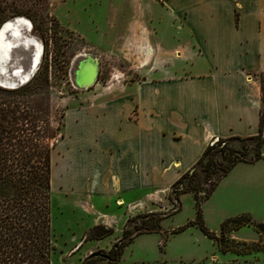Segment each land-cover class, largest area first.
<instances>
[{
    "label": "crops",
    "instance_id": "0c3cea01",
    "mask_svg": "<svg viewBox=\"0 0 264 264\" xmlns=\"http://www.w3.org/2000/svg\"><path fill=\"white\" fill-rule=\"evenodd\" d=\"M153 1L183 32L158 38L172 62L159 76L69 108L64 140L52 152L51 185L89 218L85 236L96 225L112 227V217L125 223L144 199L190 170L212 140L259 132L264 0Z\"/></svg>",
    "mask_w": 264,
    "mask_h": 264
},
{
    "label": "rangeland",
    "instance_id": "374dc122",
    "mask_svg": "<svg viewBox=\"0 0 264 264\" xmlns=\"http://www.w3.org/2000/svg\"><path fill=\"white\" fill-rule=\"evenodd\" d=\"M155 2L0 0V26L12 17L24 15L32 22L30 33L43 43V53L36 71L41 72L39 80L27 86L35 88L24 95L4 91V86L0 85V103L4 100L13 102L21 112L25 110L22 115L31 124L30 131L34 130L30 134L39 142L48 144L50 173L53 149L64 140L67 131L65 114L69 108L88 105L106 94H113L123 83L149 74L159 76L165 66L172 62L167 50L157 45L158 38H179L183 32L172 22L167 23L170 18L166 10ZM149 8L155 13L153 17ZM82 52L93 53L100 63L98 81L90 89L84 90L76 88L70 75L74 57ZM259 86V106L264 112L263 80H260ZM19 87L26 86L23 84ZM242 177L246 179L241 182ZM238 182H241V187L235 188ZM220 184L200 206L202 219L209 230L220 234L221 225L227 218L240 215L249 216L254 223L264 222V161L238 163ZM163 186H155L153 190ZM171 188L172 185L156 191L157 198L153 200L142 198L144 200L139 204V209L129 216L154 212L164 218L160 222V232L138 235L125 247L117 264H264V251L246 255L223 253L196 223L198 209L191 193L180 195L181 208L174 213V207L179 204L170 199ZM65 199L53 184L52 264H83L92 253L108 252L114 240L122 236L127 219L123 223L119 217H112V234L99 241L85 239V244L84 240L78 244L91 221L80 212H73ZM142 220L146 218H138L130 225L134 226L136 222L141 225ZM179 228L184 230L175 232ZM228 236L239 242L260 241L253 224L232 230ZM96 264L109 263L99 258Z\"/></svg>",
    "mask_w": 264,
    "mask_h": 264
},
{
    "label": "trees",
    "instance_id": "16d2710c",
    "mask_svg": "<svg viewBox=\"0 0 264 264\" xmlns=\"http://www.w3.org/2000/svg\"><path fill=\"white\" fill-rule=\"evenodd\" d=\"M38 71L26 87L4 89L7 92L30 93L40 77ZM1 89V88H0ZM13 103H0V264H52V185L50 150L48 144L39 142L31 135L29 121L23 111ZM26 109H28L26 107ZM19 113L20 116H16ZM264 161V112L260 109L259 132L256 135H231L210 142L197 163L172 185L170 199L179 205L180 195L191 193L197 205V224L206 235L217 243L223 253L239 255L264 251V222L254 223L249 216L227 218L221 225L220 234L209 230L202 219L201 203L211 197L220 182L241 162ZM138 218L141 225L131 226ZM160 213H147L130 217L122 236L108 252L85 258L83 264H96L104 258L109 264L120 262L125 247L142 233L160 232ZM253 224L260 235L259 242H239L231 239L228 232ZM179 228L175 232H180ZM114 232L112 227L96 225L85 239H101Z\"/></svg>",
    "mask_w": 264,
    "mask_h": 264
},
{
    "label": "bare ground",
    "instance_id": "6f19581e",
    "mask_svg": "<svg viewBox=\"0 0 264 264\" xmlns=\"http://www.w3.org/2000/svg\"><path fill=\"white\" fill-rule=\"evenodd\" d=\"M32 22L24 15L15 16L6 20L0 30V82L15 84L17 79H24L28 77L31 68H35L41 61L43 53V43L41 39L30 32ZM29 47L30 63L28 68L24 69L23 64H17L11 68V72L15 74H6L10 68V62L13 57L19 55L16 51L18 47ZM122 204V203H120Z\"/></svg>",
    "mask_w": 264,
    "mask_h": 264
},
{
    "label": "water",
    "instance_id": "95a60500",
    "mask_svg": "<svg viewBox=\"0 0 264 264\" xmlns=\"http://www.w3.org/2000/svg\"><path fill=\"white\" fill-rule=\"evenodd\" d=\"M13 18V17H12ZM15 18V17H14ZM5 22V21H4ZM0 26V30L4 24ZM30 33V32H28ZM16 51L19 52V55L13 57V61L10 62V68L7 70L8 73L6 74H12L15 76V74L10 73L11 68L17 64H23L25 66L24 69L28 68V64L30 63V54L29 47H18ZM30 55V56H29ZM38 65L35 68H31L29 71L28 77H25L24 79H17L15 81V84H9V83H2L0 82L1 86H4L5 89H17L19 86L27 83L36 73ZM100 73V63L98 58L95 57V55L91 52H82L77 54L73 61L72 66L70 69V75L72 78V81L74 85H76L78 89L84 90V89H90L92 85H94L98 81ZM1 75H4L5 73H0ZM101 252H95L90 254L89 256L97 257L100 256ZM88 256V257H89Z\"/></svg>",
    "mask_w": 264,
    "mask_h": 264
},
{
    "label": "built area",
    "instance_id": "2783aa9c",
    "mask_svg": "<svg viewBox=\"0 0 264 264\" xmlns=\"http://www.w3.org/2000/svg\"><path fill=\"white\" fill-rule=\"evenodd\" d=\"M155 198H157L156 194L153 195L152 200L155 199Z\"/></svg>",
    "mask_w": 264,
    "mask_h": 264
},
{
    "label": "flooded vegetation",
    "instance_id": "af4514ba",
    "mask_svg": "<svg viewBox=\"0 0 264 264\" xmlns=\"http://www.w3.org/2000/svg\"><path fill=\"white\" fill-rule=\"evenodd\" d=\"M72 66V65H71ZM70 69H71V67H70Z\"/></svg>",
    "mask_w": 264,
    "mask_h": 264
}]
</instances>
